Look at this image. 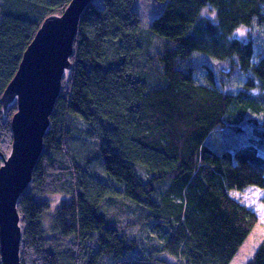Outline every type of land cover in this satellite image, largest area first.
Wrapping results in <instances>:
<instances>
[{
  "label": "trees",
  "instance_id": "1",
  "mask_svg": "<svg viewBox=\"0 0 264 264\" xmlns=\"http://www.w3.org/2000/svg\"><path fill=\"white\" fill-rule=\"evenodd\" d=\"M69 1L0 0V97L43 19ZM206 6L214 18L202 14ZM241 25L264 28V0H90L43 150L18 198L21 264H98L101 254L116 264H229L257 220L230 191L264 190V48L253 60V39L232 36ZM149 35L166 38L165 47L150 49ZM142 48L160 63L145 80L133 73ZM200 53L226 69L208 65L200 77L190 64ZM15 111L0 103L4 156ZM74 116L86 126H74ZM216 131L225 135L220 148L208 139ZM72 133L95 142L109 181L67 155ZM56 192L68 198L46 232L49 205L35 195ZM130 226L145 235L127 237ZM140 241L142 260L118 261ZM246 264H264V236Z\"/></svg>",
  "mask_w": 264,
  "mask_h": 264
},
{
  "label": "water",
  "instance_id": "2",
  "mask_svg": "<svg viewBox=\"0 0 264 264\" xmlns=\"http://www.w3.org/2000/svg\"><path fill=\"white\" fill-rule=\"evenodd\" d=\"M90 0H70L61 14L45 17L22 54L0 97L3 111L16 105L10 118L8 155L0 152V259L21 264V225L17 202L27 188L43 150V136L59 95L82 11Z\"/></svg>",
  "mask_w": 264,
  "mask_h": 264
},
{
  "label": "rangeland",
  "instance_id": "3",
  "mask_svg": "<svg viewBox=\"0 0 264 264\" xmlns=\"http://www.w3.org/2000/svg\"><path fill=\"white\" fill-rule=\"evenodd\" d=\"M202 14H206L209 17L214 18V10L211 9L209 6L202 8ZM250 35H252L251 36L252 38H250ZM232 36L244 41L245 40L252 41L253 39L252 41L253 49H254L253 60H255L257 56H259V53L261 52L258 46L264 48L263 26L259 27L257 25H254L253 27H250V26L241 25L234 29ZM159 37H156L154 35H149V39L150 41H152L151 42L152 46L149 47L150 49L157 48L159 50L162 47H165L163 40ZM164 40L166 41L167 39L164 38ZM141 52L144 53V55H142L143 60L142 59L139 60L137 70L134 71L133 73L139 72L140 75L137 76L142 80H145V78L143 77L144 73L147 74L148 71L156 68L157 66L160 65V63L157 56L149 55L148 53H146L145 48H142L139 51V53ZM190 58H191L190 64L195 65L198 69H201V71H198L199 72L198 75L200 77H203V75L205 74V70L208 71V65L209 66L217 65L226 69V66L224 65L225 62L218 61L216 58H213L208 55L194 54ZM144 63L147 64L146 67H144ZM196 63H205L204 68L198 67ZM65 75L67 76V72L65 73ZM231 75L232 73L224 78V83H226L227 81L226 79ZM70 119H72L73 125L76 127L83 128L86 126V123L82 119L76 116ZM223 138L225 140V135H223V133L221 132L216 131L212 133L208 139L210 140L211 145H213L215 148H220L222 146ZM95 146L96 144L94 141L77 133H72L66 138L65 148L71 151V154H67V155L69 157L73 156L76 159V161H78L79 164L82 166V168L87 169L93 177L99 178L103 181H109L110 179L104 172L102 165L99 162V158L95 153L96 152ZM8 153L6 155H8ZM137 169H138L137 170L138 173L142 176V169L140 167H138ZM230 193L234 198L238 199L240 202L251 208L256 214L257 220L253 228L250 230L247 237L244 239V241L238 248L237 252L229 262V264H246L247 260L251 257L255 248L257 247V245L260 243V241L264 236V190L257 186L250 185L242 190H232L230 191ZM35 198L41 201H45L49 205L48 212L44 214L41 218V224L44 231L50 232L52 228V219L55 213V208L59 205L60 202L66 200L68 196L56 192V193L36 194ZM143 235H145V233L143 232V229L140 226H130L126 229L127 237L137 238ZM143 247H146V243L140 241V243H137V246H135L131 251H127L128 253L125 252L124 255L121 256L118 261L128 262L131 259L142 260L143 258L142 254L144 253ZM152 255L153 257L159 260L163 259L169 263H175V259L166 253L152 252ZM114 261H115L114 257L111 256L110 254H101L98 260V264H116V262ZM154 264H163V263L161 261H155Z\"/></svg>",
  "mask_w": 264,
  "mask_h": 264
}]
</instances>
